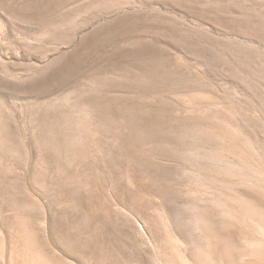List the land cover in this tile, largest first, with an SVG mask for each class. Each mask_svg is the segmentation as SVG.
Wrapping results in <instances>:
<instances>
[{
    "label": "rangeland",
    "instance_id": "374dc122",
    "mask_svg": "<svg viewBox=\"0 0 264 264\" xmlns=\"http://www.w3.org/2000/svg\"><path fill=\"white\" fill-rule=\"evenodd\" d=\"M264 0H0V264H264Z\"/></svg>",
    "mask_w": 264,
    "mask_h": 264
},
{
    "label": "bare ground",
    "instance_id": "6f19581e",
    "mask_svg": "<svg viewBox=\"0 0 264 264\" xmlns=\"http://www.w3.org/2000/svg\"><path fill=\"white\" fill-rule=\"evenodd\" d=\"M264 258V257H263Z\"/></svg>",
    "mask_w": 264,
    "mask_h": 264
}]
</instances>
